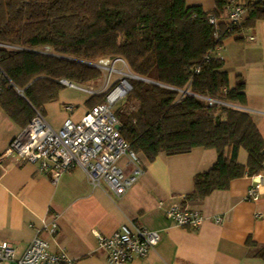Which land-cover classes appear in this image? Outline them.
<instances>
[{
	"label": "trees",
	"instance_id": "16d2710c",
	"mask_svg": "<svg viewBox=\"0 0 264 264\" xmlns=\"http://www.w3.org/2000/svg\"><path fill=\"white\" fill-rule=\"evenodd\" d=\"M214 1L208 11L186 0H0V107L25 128L58 99L63 80H98L104 71L92 63L121 58L133 88L114 114L131 148L149 162L214 149L216 162L195 176L187 197L227 190L264 170V138L245 81L231 85L219 52L227 38L264 20V0ZM233 6L247 10L242 23L228 21ZM105 98L86 102L92 108Z\"/></svg>",
	"mask_w": 264,
	"mask_h": 264
},
{
	"label": "crops",
	"instance_id": "0c3cea01",
	"mask_svg": "<svg viewBox=\"0 0 264 264\" xmlns=\"http://www.w3.org/2000/svg\"><path fill=\"white\" fill-rule=\"evenodd\" d=\"M186 1L208 11L215 8L214 0ZM219 55L231 85L245 81L248 110L264 138V20L227 38ZM67 104L73 105L57 100L44 107L43 114L55 129L68 118L80 121L91 109L75 106L69 113ZM23 129L0 107V241L11 242L18 256L41 230L53 251L68 253L70 264H109L96 232L111 236L126 224L158 230L162 238L147 257L125 264H264V179L256 200L248 197L255 183L249 176L205 199L187 197L194 191L195 176L216 162V150L196 147L184 154L161 153L153 162L140 154L144 173L118 196L106 184L94 186L81 167L63 172L55 182L38 163L6 154ZM128 162L126 156L120 160L131 174L134 166ZM173 204L200 211L203 224L198 229L177 225L166 215ZM217 216L221 222H216ZM54 221L58 230L51 234L45 225Z\"/></svg>",
	"mask_w": 264,
	"mask_h": 264
},
{
	"label": "built area",
	"instance_id": "2783aa9c",
	"mask_svg": "<svg viewBox=\"0 0 264 264\" xmlns=\"http://www.w3.org/2000/svg\"><path fill=\"white\" fill-rule=\"evenodd\" d=\"M246 13L244 7L233 6L229 11L228 21L242 23ZM211 22L216 24L218 19L212 17ZM111 71L114 73L119 70L112 67ZM121 73L122 77L118 82L109 80L107 83L108 89L111 90L105 92V101L92 107L80 121L68 118L59 129H55L43 112L36 110L34 118L11 142L6 154H15L21 161L38 163L40 170L50 172L55 182L63 172L78 166L87 172L94 186L101 187L106 184L114 194H126L144 170L139 154L131 148L117 128L119 121L114 114V107L119 101L127 98L133 88L131 79L134 77L127 72ZM63 83L76 87L69 81L63 80ZM87 90L93 95L97 94L93 88ZM75 108L72 104L66 105L69 113H73ZM125 156L129 159L128 163L134 166L131 174H127L120 164V160ZM252 178L255 183L250 187L248 197L256 200L261 193L264 170ZM166 215L177 225L193 229H198L205 220L200 211L187 208L183 204L171 205ZM215 220L221 222L222 217L217 216ZM45 229L55 234L58 224L56 221L46 224ZM40 232L41 230L20 256L11 242L0 241V264H70L72 259L68 253L65 250L53 251L49 241L41 237ZM96 236L100 248L107 252L109 264H125L144 259L162 238L158 230L145 226L132 229L126 224L111 236L100 232H96Z\"/></svg>",
	"mask_w": 264,
	"mask_h": 264
},
{
	"label": "rangeland",
	"instance_id": "374dc122",
	"mask_svg": "<svg viewBox=\"0 0 264 264\" xmlns=\"http://www.w3.org/2000/svg\"><path fill=\"white\" fill-rule=\"evenodd\" d=\"M97 63L99 64L98 67H100L104 71V76L102 78L95 81H90L83 85L74 83L76 87L67 86L60 92L58 99H56L55 101L64 100L67 102H72L73 105L77 106L79 110L87 108L88 105L86 101L91 97V95H93L87 90V88L90 89L93 88V91L97 92V94H106L111 90L108 89L107 87V83L109 82V80H111V82H118L122 77L121 72H127L131 75L134 74L131 71L130 67L128 66L127 62L121 58H115V59L107 58L100 60ZM112 67H115L119 71L112 73L111 71ZM240 156H241L240 160L242 161L243 159L246 160L248 158V154L245 150H241ZM8 264H15V263L11 262Z\"/></svg>",
	"mask_w": 264,
	"mask_h": 264
},
{
	"label": "water",
	"instance_id": "95a60500",
	"mask_svg": "<svg viewBox=\"0 0 264 264\" xmlns=\"http://www.w3.org/2000/svg\"><path fill=\"white\" fill-rule=\"evenodd\" d=\"M92 64H93L94 66H99V64H98V63H92ZM136 77H138V76H136ZM117 128H118V129H120V128H121V125H120L119 123L117 124Z\"/></svg>",
	"mask_w": 264,
	"mask_h": 264
}]
</instances>
